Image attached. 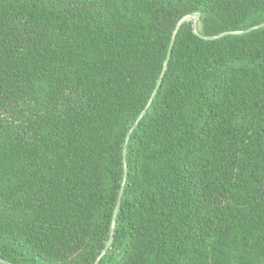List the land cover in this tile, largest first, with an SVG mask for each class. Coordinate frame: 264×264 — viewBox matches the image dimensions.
I'll list each match as a JSON object with an SVG mask.
<instances>
[{"label":"trees","instance_id":"16d2710c","mask_svg":"<svg viewBox=\"0 0 264 264\" xmlns=\"http://www.w3.org/2000/svg\"><path fill=\"white\" fill-rule=\"evenodd\" d=\"M262 22L264 0H0V264H264V26L222 35Z\"/></svg>","mask_w":264,"mask_h":264},{"label":"water","instance_id":"95a60500","mask_svg":"<svg viewBox=\"0 0 264 264\" xmlns=\"http://www.w3.org/2000/svg\"><path fill=\"white\" fill-rule=\"evenodd\" d=\"M200 16V13L199 12H192L191 14H189L188 16L184 17L183 19H181L177 24L176 26L174 27V30L172 32V36H171V40H170V43H169V46H168V50H167V55H166V59H165V62H164V65H163V70L161 72V75H160V78L157 82V85H156V88L153 92V94L156 93V89L157 87L159 86L161 80H162V76L164 74V71L166 69V66H167V63H168V60H169V57H170V54H171V51H172V47H173V44H174V41H175V37L177 35V32L180 28V26L186 22V21H192V22H196V20L199 18ZM264 26V22H262L261 24H258V25H255L251 28H248V29H245V30H229V31H225L222 33V35H239V34H243V33H247V32H250L252 31L253 29H259L260 27H263ZM195 27V32H197V28L196 26ZM143 114V113H142ZM141 114V115H142ZM128 138V136H127ZM122 156H123V160H125V156H126V149L123 148V152H122ZM124 179H125V174H124ZM122 193H123V187H121L120 191H119V194H118V197H117V201H116V205H115V208H114V212H113V220H115L117 214H118V211H119V206H120V202H121V197H122ZM111 242H112V235H110L108 241L106 242L105 244V247L103 249V252L102 253H105L108 248L110 247L111 245ZM0 262H3L2 260H0Z\"/></svg>","mask_w":264,"mask_h":264},{"label":"rangeland","instance_id":"374dc122","mask_svg":"<svg viewBox=\"0 0 264 264\" xmlns=\"http://www.w3.org/2000/svg\"><path fill=\"white\" fill-rule=\"evenodd\" d=\"M203 22H205V17H200L196 20V22H193L194 26H196L197 29H200L202 27Z\"/></svg>","mask_w":264,"mask_h":264}]
</instances>
